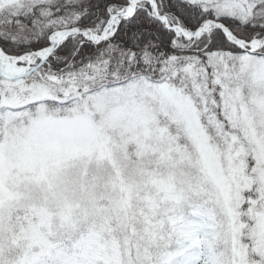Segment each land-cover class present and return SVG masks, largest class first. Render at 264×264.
<instances>
[{
	"label": "snow or ice",
	"instance_id": "snow-or-ice-1",
	"mask_svg": "<svg viewBox=\"0 0 264 264\" xmlns=\"http://www.w3.org/2000/svg\"><path fill=\"white\" fill-rule=\"evenodd\" d=\"M0 264H264V0H0Z\"/></svg>",
	"mask_w": 264,
	"mask_h": 264
}]
</instances>
